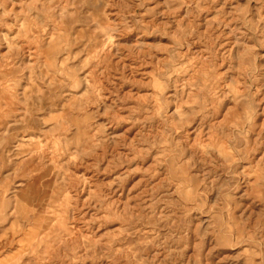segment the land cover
I'll return each instance as SVG.
<instances>
[{
    "label": "rangeland",
    "instance_id": "obj_1",
    "mask_svg": "<svg viewBox=\"0 0 264 264\" xmlns=\"http://www.w3.org/2000/svg\"><path fill=\"white\" fill-rule=\"evenodd\" d=\"M0 264H264V0H0Z\"/></svg>",
    "mask_w": 264,
    "mask_h": 264
}]
</instances>
